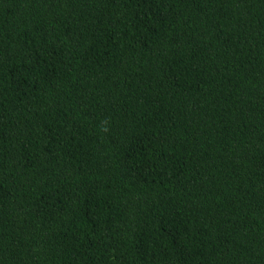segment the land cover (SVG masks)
Masks as SVG:
<instances>
[{
    "label": "trees",
    "instance_id": "trees-1",
    "mask_svg": "<svg viewBox=\"0 0 264 264\" xmlns=\"http://www.w3.org/2000/svg\"><path fill=\"white\" fill-rule=\"evenodd\" d=\"M0 264H264V0H0Z\"/></svg>",
    "mask_w": 264,
    "mask_h": 264
}]
</instances>
